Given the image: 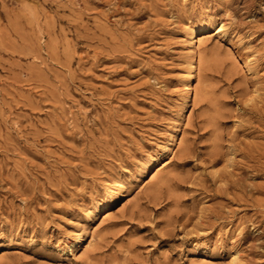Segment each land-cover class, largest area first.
Masks as SVG:
<instances>
[{
  "label": "rangeland",
  "instance_id": "rangeland-1",
  "mask_svg": "<svg viewBox=\"0 0 264 264\" xmlns=\"http://www.w3.org/2000/svg\"><path fill=\"white\" fill-rule=\"evenodd\" d=\"M0 264H264V0H0Z\"/></svg>",
  "mask_w": 264,
  "mask_h": 264
},
{
  "label": "bare ground",
  "instance_id": "bare-ground-1",
  "mask_svg": "<svg viewBox=\"0 0 264 264\" xmlns=\"http://www.w3.org/2000/svg\"><path fill=\"white\" fill-rule=\"evenodd\" d=\"M187 29H189V35H188L189 37L188 38L190 39V42L188 43V45H189V49H188V63H187V67H186V74H185V76L183 78L184 80L190 79L191 76H192V73H193V59L195 57L194 38L198 37L202 33L207 32L208 31V26L205 24V22L198 21L196 23L191 24ZM218 32H219V30H216L215 34L218 33ZM198 38H200V37H198ZM183 90H184V96H183V100L182 101H183V104H186V102L188 101V95H189L188 82L184 83ZM115 196H116L115 195V190L114 189H110L106 193V196H105L104 200L101 201L98 204L97 213L99 214V212H101L103 210H108V208L110 207L111 201L113 200V198ZM107 214H109V213H107ZM80 241H81V237L80 236L75 237L72 244L78 246Z\"/></svg>",
  "mask_w": 264,
  "mask_h": 264
}]
</instances>
